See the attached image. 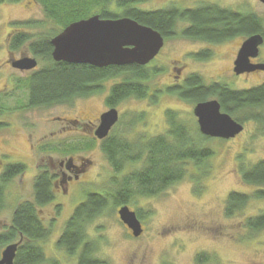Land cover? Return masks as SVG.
Wrapping results in <instances>:
<instances>
[{"label": "rangeland", "instance_id": "1", "mask_svg": "<svg viewBox=\"0 0 264 264\" xmlns=\"http://www.w3.org/2000/svg\"><path fill=\"white\" fill-rule=\"evenodd\" d=\"M198 2L148 0L137 6L150 11L167 7L170 3L186 8ZM212 2L231 9L254 10L264 21V6L252 0ZM16 20L43 22L47 18L41 5L33 4L32 0L0 1V105L4 107V110L0 107V165L8 160L21 162L25 166L23 173L2 186L0 232L10 225L13 209L19 203L32 201V181L38 170L34 171V167L39 165L42 169L46 168L51 174H57L58 178L59 162L72 157L77 163L89 160V169L79 176L81 184L78 183V188L68 196H63L61 191L55 192L51 204L37 208L48 231V236L40 243L46 259L40 264H51V261L76 264V256L67 255L63 248H57L56 240L73 206L83 201L87 192L108 198L106 206L83 224L85 240L92 244V257L104 264H264V229L252 232L245 227L249 218L264 214V197L253 196L257 189H264V186L256 187L244 182L237 164L238 156L246 165L264 159V134L258 131L257 123L245 119L244 130L237 138L205 142L212 148L213 154L207 162L208 175L201 181L190 178L195 172L191 168L186 177L158 195L133 197L128 206L138 210L143 232L137 238L132 237L120 221L117 214L119 206L112 199L119 189L113 175L120 174L113 172L100 148L101 142L90 129L98 124L99 115L108 110L106 97L110 87L122 81L123 76L102 81L101 88L88 96H77L50 106L24 107L26 88L17 80L25 78L24 75L28 73L14 70L5 62L18 58L21 53L29 54L26 45L7 52L6 33L11 27L10 23ZM182 27L183 24L178 22L175 31L179 32ZM56 29L54 23L44 22L39 26L23 25L22 31L29 33L32 36L30 41H33L55 35ZM239 40L234 38L221 45L214 44V56L207 61H196L186 54L204 42L179 35L165 40L158 58L149 64L157 73L147 82L148 97H128L113 106L119 112L113 134L137 143L166 131L167 109L178 112L184 119L192 117L193 104L190 101L166 92L159 93L154 102L150 97L164 86L178 84L175 76L179 68L180 82L189 73L201 75L205 83L223 75L228 69L227 53ZM29 55L32 56L31 53ZM37 59L40 67L42 60L40 57ZM260 75L264 78L263 72ZM259 78L253 75L245 81L225 75L221 79L229 85L237 80L236 84L244 88V85L257 84L261 81ZM248 112H241L240 116ZM74 120L77 123L72 124ZM39 143H43V148L38 147ZM139 165L130 164L124 172ZM124 172H120L121 175ZM231 191L251 195L252 198L237 212L226 215V199ZM4 247L5 244L1 245L0 251ZM200 259H205V262L200 263Z\"/></svg>", "mask_w": 264, "mask_h": 264}, {"label": "trees", "instance_id": "2", "mask_svg": "<svg viewBox=\"0 0 264 264\" xmlns=\"http://www.w3.org/2000/svg\"><path fill=\"white\" fill-rule=\"evenodd\" d=\"M145 1L37 0L47 21L26 22L24 26H39L44 22H52L57 27L54 32L57 34L73 21L98 15L104 19L130 17L163 35H168L174 21L182 17L191 22L185 31L187 35L202 36L211 41L222 40L237 32L261 31L260 19L254 16L242 17L213 4L205 3L195 9L179 12L174 8L149 11L137 6L138 3ZM17 39L18 43H12L11 48H17L23 41H28L30 35L20 34ZM29 48L35 56L41 58L42 66L20 80L26 88L27 98L24 106L26 108L50 106L67 102L77 96L91 95L101 88L102 81L120 75L123 76L122 81L113 84L106 97L108 106H114L128 97L145 98L149 92L147 82L157 73L156 69L150 68L148 64L99 68L89 64L56 62L51 57L52 46L48 36L30 41ZM166 92L194 102L214 96L218 98L221 107L230 114L233 113L234 105L255 106L264 100V85L251 90L232 92L218 83L206 85L197 74L188 75L181 86H170ZM157 95L159 92L155 91L150 97L153 102L156 101ZM0 107L4 110L2 105ZM165 119L167 124L165 133L142 139L137 143L128 142L125 138L113 134L101 142L100 148L116 174H121L120 172L130 164L140 163L138 167L117 179L119 189L112 197L115 204L128 203L136 195L156 196L186 177L191 168L195 172L190 178L194 177L196 182L208 175L207 162L213 152L205 142L211 138L199 134L192 118L184 119L176 111L167 109ZM237 120L241 121L240 118ZM24 169V164L16 161L8 163L0 173V208L3 206V184L24 172ZM242 179L256 187L264 186V160L243 171ZM32 185L33 201L25 200L19 203L13 209L10 225L5 231L0 232V247L21 240L16 250L14 264H40L46 260L40 243L48 236V231L38 217L37 208L53 199L51 174L46 170L39 171ZM253 196L264 197V189H257ZM250 198L251 195L229 192L225 206L226 215H232L240 210ZM107 201L108 198L101 194L88 195L75 208L57 242L69 255L75 254L78 246L83 244L78 264H104L92 257V244L84 241L83 224L94 218L106 206ZM137 216L140 219L138 211ZM245 227L252 232L264 229V214L249 218ZM200 261L203 263L205 259ZM51 264H56V261H51Z\"/></svg>", "mask_w": 264, "mask_h": 264}, {"label": "water", "instance_id": "3", "mask_svg": "<svg viewBox=\"0 0 264 264\" xmlns=\"http://www.w3.org/2000/svg\"><path fill=\"white\" fill-rule=\"evenodd\" d=\"M264 3V0H260ZM260 43L259 36L245 40L235 61L234 71L241 73L260 68L247 62L248 56L256 54ZM51 57L56 62L69 64H89L94 67L143 66L151 61L163 45V38L152 27L138 23L130 17L102 19L92 15L76 20L65 26L51 40ZM14 68L30 70L37 62L32 57H21L11 62ZM200 133L211 138L229 139L238 134L243 126L227 113L220 112L217 100L197 103L193 108ZM118 119L115 108H110L99 117L94 131L97 138L103 139ZM118 216L134 237L142 233L140 220L127 206L119 208ZM21 240L6 245L0 253V264H13L17 247Z\"/></svg>", "mask_w": 264, "mask_h": 264}, {"label": "flooded vegetation", "instance_id": "4", "mask_svg": "<svg viewBox=\"0 0 264 264\" xmlns=\"http://www.w3.org/2000/svg\"><path fill=\"white\" fill-rule=\"evenodd\" d=\"M0 1H2V0H0ZM12 1H17V0H12ZM146 1H148V0H146ZM199 2L198 3H196V5L195 6H191V7H186V8H181V7H179V6H177V5H173V4H168L167 5V7H164V8H159V9H170V8H174L175 10H177V12H179V11H182V10H190V9H195V8H197V7H199L201 4H205V3H207V4H213V5H216V6H218V7H220V8H223V9H226V10H230V11H232V12H234V13H236L237 15H240V16H242V17H246V16H249V17H251V16H254L255 18H257V19H260L261 20V23L262 24H260V28H261V31H259V32H237V33H234L233 35H231V36H229V37H227V38H224V39H222V40H219V41H211V40H208V39H206V38H204V37H202V36H196V35H187L186 34V30L190 27V25H191V22H189L187 19H183L182 17L181 18H177L175 21H174V23H173V25H172V29H171V31H170V33L168 34V35H163V34H161V32H159L158 30H156L157 32H159V34L162 36V38H163V45H162V47H161V49L159 50V52H158V54L151 60V61H149L147 64L149 65L152 61H154L156 58H158V56H159V54H160V51L162 50V48H163V46H164V43H165V40H167L168 38H174L175 36H180V37H183V38H185V39H189V40H195V41H200V42H204L202 45H200V46H197L196 48H194L193 50H190V51H188L186 54H188L187 56H188V58H191V59H193V60H196V61H207V60H209L210 58H212L213 56H214V49H213V46H214V44H219V45H221V44H224L225 42H228V41H231L232 39H234V38H239L240 40H239V42H237V45L236 46H234L228 53H227V56H228V69L223 73V75H220L218 78H216V79H214V80H211V81H209V82H207V83H205L204 82V80H203V78L201 77V75H199L200 76V78H202V80H203V82L206 84V85H210V84H212V83H218V84H221L222 86H224V87H226L227 89H229L230 91H232V92H239V91H246V90H251V89H254V88H256V87H259V86H261V85H264V78H263V76L262 75H260V73L261 72H263L264 73V21L261 19V17L257 14V12H255L254 10H243V9H240V8H237V9H231V8H228V7H222V6H220V5H218V4H216V3H211V0H198ZM255 4L256 3H259L260 5H263L264 6V3L263 2H261L260 0H252ZM32 2H33V4H37L38 2H37V0H32ZM142 3V2H141ZM138 4H140V3H138ZM157 10V9H156ZM120 17H126V16H120ZM120 17H115V18H120ZM115 18H111V19H115ZM102 19H104V18H102ZM133 19V18H132ZM135 20V19H134ZM26 22H35V21H30V20H20V21H15V22H11L10 23V26L11 27H9V29H8V31H7V33H6V39H5V43H6V46L8 47V50H7V52H11V51H14V50H17L18 48H20V47H22V46H24V45H26L27 47V49H28V51H29V54L31 53L32 54V56H30L28 53H21L20 54V56L18 57V58H12V60L10 59V60H5V62H6V64H7V66H10V67H12L14 70H18V71H20V72H22V73H25V72H27L28 74H26V75H24V77L26 78L30 73H32V72H34V71H36V70H38L41 66H42V64H41V66L40 67H38V65H39V62H38V56H35L32 52H31V50H30V48H29V44H30V39H31V35L29 34V33H27L28 35H30V39L27 41H23L22 43H20L19 44V46L17 47V48H11V45H12V43H18L17 41H18V39L17 38H19V35L20 34H24V32L22 31V29H23V25H24V23H26ZM178 22H181L182 24H183V27L181 28V30L178 32V31H175V28H176V24L178 23ZM147 26V25H146ZM150 27V26H149ZM62 30V29H61ZM60 30V31H61ZM58 34V33H57ZM56 35V34H55ZM55 35H52V36H50L49 37V43H50V40L55 36ZM252 36H259L260 37V43L257 45V47H256V54L254 55V56H248L247 57V62L249 63V64H251V65H260V68H257V69H255V70H252V71H244V72H241V73H236L235 71H234V67H235V61H236V59H237V56H238V53H239V51H240V49H241V47H242V44H243V42L245 41V40H247L248 38H250V37H252ZM227 52V51H226ZM21 57H32V58H35L36 59V62H37V65H36V67L35 68H33V69H30V70H19V69H17V68H14L12 65H11V62L13 61V60H15V59H19V58H21ZM5 64V65H6ZM147 64H145V65H147ZM144 66V65H143ZM38 67V68H37ZM177 73H178V75L179 74H181V72H180V68L179 69H177ZM190 74H196V73H189L188 75H190ZM230 75V76H234L235 78H237V79H239V78H243L245 81H248L249 80V77L250 76H253V75H255V76H260V82H258L257 84H253V85H244L245 87L244 88H242V86H239V85H237L236 84V82H237V80H235V81H233L232 83H230V85L227 83V82H225L223 79H221L222 78V76L224 77L225 75ZM178 75L177 76H175V78H176V80L177 81H179V83L178 84H174V85H178V86H181L182 84H183V82L185 81V79H186V77L188 76H186V77H184L182 80H181V82H180V79L182 78V77H180V79L178 78ZM198 75V74H197ZM111 79V78H110ZM108 80V79H107ZM17 81H19L20 82V79H18ZM113 86V85H112ZM111 86V87H112ZM170 86H173V85H167V86H164L163 88H161V89H158L159 90V93H161V92H166V89L168 88V87H170ZM110 87V88H111ZM7 89H8V87H7ZM109 92H110V90H109ZM167 93V92H166ZM109 94V93H108ZM168 94H172V93H168ZM160 95V94H159ZM1 97V96H0ZM157 97H158V95H157ZM212 99H215V100H217V102L219 103V107H220V112H222V113H227L228 115H230V117L231 118H233L235 121H237L238 123H240V124H242V126H243V128H242V130L238 133V134H236L233 138H229V139H221V138H211V137H208V138H211V139H216V140H230V139H235V138H237L242 132H243V130H244V125L246 124V122H245V119H250V120H252V121H254L255 123H257V125L259 126L258 127V131L259 132H261L262 134H264V100L263 101H261V102H259V104H255V106H251V105H245V106H241L240 107V105H234V109L232 110L233 111V113L232 114H230L229 112H227L226 110H224L222 107H221V104H220V102H219V100H218V98H216V97H214V96H210V97H207L206 99H204V100H199V101H196V102H194V101H192V100H186V101H190L192 104H193V106H192V110H191V113H192V117H190V118H192L194 121H195V124H196V128H197V130H198V132H199V134H201L200 133V130H199V126H198V123H197V118L195 117V115H194V113H193V108H194V106L197 104V103H199V102H203V101H207V100H212ZM183 100H185V99H183ZM119 103V102H118ZM117 104V103H116ZM110 108H115L116 110H117V113H118V119H119V112H118V109L116 108V107H113V106H108V109H110ZM249 110V112H248V114H245L244 116H240L241 115V112H246L247 113V111ZM252 110V111H251ZM166 111V110H165ZM101 115V114H100ZM100 115H99V117H100ZM237 118H240L241 119V121H239V120H237ZM118 119H117V121H118ZM166 120V119H165ZM117 121L115 122V124L111 127V129L109 130V132H108V135L105 137V138H103V139H99V138H97L96 136H95V134H94V131H95V129L97 128V126H98V124H99V118H98V124H95L94 125V127H90V129H92V135L97 139V140H99L100 142H102L104 139H107V138H109L111 135H113V129H114V127H115V125H116V123H117ZM71 123L72 124H75V123H77V120H74V121H71ZM166 131H167V129H166ZM165 131V132H166ZM164 132V133H165ZM161 134V133H160ZM159 135V134H158ZM202 135V134H201ZM204 136V135H203ZM150 137H152V136H150ZM207 137V136H206ZM40 144V146L38 145V147H40V148H43V143L41 144V143H39ZM238 158H239V160H238V162H237V164H238V173H239V175H240V177H241V179L243 178V171H246V170H248L249 168H252L253 166H255L259 161H262V160H264V159H261V160H258V161H256V162H254V163H252L251 165H246L242 160H241V158L238 156ZM242 161V162H241ZM12 162H16V161H8L7 160V162L5 161V164H1L0 165V169L3 171V169L5 168V166L8 164V163H12ZM18 162V161H17ZM89 164H90V161L89 160H87L86 162H84V161H80V162H76V160L74 159V158H72V157H69L68 159H66V160H61L60 162H59V165H58V169H59V171H58V175L60 176V177H58L57 178V174H55V173H50L48 170H46V168L45 169H42V168H40L41 166H35L34 167V171L35 170H37L36 171V173L34 174V177L37 175V173L39 172V171H41V170H46V171H48L50 174H51V176H52V191H53V199L50 201V202H48V203H46V204H44L43 206H46V205H49V204H51L52 202H53V200H54V194H55V192H58V191H61L62 192V195L63 196H68L69 194H70V192H73V190H75V189H77L78 188V183H79V176L81 175V174H83V173H85L88 169H89ZM110 165V164H109ZM110 167H111V169L113 170V167L110 165ZM1 171V172H2ZM25 171V170H24ZM0 172V173H1ZM113 172H114V170H113ZM124 172V171H123ZM23 173V172H22ZM126 172H124L123 174H125ZM122 174V175H123ZM122 175L120 174V175H113V177H114V179H115V181L117 180V179H120L121 177H122ZM34 177H33V179H34ZM243 180V179H242ZM32 184H33V181H32ZM79 184H81V182L79 183ZM74 187V188H73ZM32 189H33V185H32ZM92 193L91 192H87V194H86V196H88V195H91ZM95 194H97V193H95ZM136 196H139V195H136ZM133 197H135V196H133ZM132 197V198H133ZM87 197H85V199H86ZM84 199V200H85ZM83 200V201H84ZM32 201H33V191H32ZM83 201H79V203H81V202H83ZM78 203V204H79ZM78 204L74 207L73 206V209H72V211H71V214L66 218V221H65V224H64V228H65V226H66V223H67V221L70 219V217L72 216V214H73V212H74V210H75V208L78 206ZM42 206V207H43ZM119 207H118V209H117V211L119 210V208L120 207H122V206H127L128 208H129V206H128V203H122V204H120V205H118ZM60 208V206L59 205H57V209H59ZM130 209V208H129ZM130 210H132V209H130ZM132 211H134L135 212V214H136V216H137V211L136 210H132ZM117 214H118V212H117ZM38 217H39V219H40V221H41V223L43 224V220H42V218L40 217V212H38ZM119 217V216H118ZM137 218H138V216H137ZM139 219V218H138ZM140 220V219H139ZM121 221V220H120ZM140 223H141V227H142V232H143V226H142V222H141V220H140ZM125 227H126V230H127V232L132 236V237H134L133 235H132V233H131V231H130V229L124 224V223H122ZM44 226V225H43ZM64 230V229H63ZM63 232V231H62ZM62 232H61V234H62ZM61 234L59 235V237L57 238V240H56V247L57 248H60L59 246H58V244H57V242H58V240H59V238L61 237ZM142 234V233H141ZM140 234V235H141ZM139 235V236H140ZM138 236V237H139ZM135 238H137V237H135ZM84 241H86V240H84ZM85 243V242H84ZM8 245V244H7ZM6 246V245H5ZM82 246H83V244H81V245H79L78 246V248L76 249V252H75V254H73V255H70V256H76V264H78V258H79V255H80V253L82 252ZM62 249V248H61ZM2 251V250H1ZM1 251H0V253H1ZM64 251H65V249H64ZM65 253L67 254V255H69L66 251H65ZM15 255H16V253H15ZM45 257V256H44ZM14 258H15V256H14ZM13 264H14V259H13Z\"/></svg>", "mask_w": 264, "mask_h": 264}]
</instances>
